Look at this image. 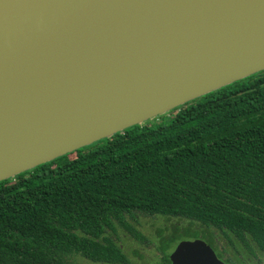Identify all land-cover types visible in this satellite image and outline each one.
I'll return each mask as SVG.
<instances>
[{
    "label": "water",
    "instance_id": "95a60500",
    "mask_svg": "<svg viewBox=\"0 0 264 264\" xmlns=\"http://www.w3.org/2000/svg\"><path fill=\"white\" fill-rule=\"evenodd\" d=\"M262 70L264 0H0V181Z\"/></svg>",
    "mask_w": 264,
    "mask_h": 264
},
{
    "label": "trees",
    "instance_id": "16d2710c",
    "mask_svg": "<svg viewBox=\"0 0 264 264\" xmlns=\"http://www.w3.org/2000/svg\"><path fill=\"white\" fill-rule=\"evenodd\" d=\"M139 214L199 222L227 264H264V70L167 122L0 181V264H66L70 254L128 264L109 232L140 238L130 222Z\"/></svg>",
    "mask_w": 264,
    "mask_h": 264
},
{
    "label": "rangeland",
    "instance_id": "374dc122",
    "mask_svg": "<svg viewBox=\"0 0 264 264\" xmlns=\"http://www.w3.org/2000/svg\"><path fill=\"white\" fill-rule=\"evenodd\" d=\"M196 99L190 100L178 107L165 111L161 114L153 116L144 122L143 124L157 125L162 122H167L171 119L175 113L180 109V107L192 104ZM115 134L101 138L98 141L87 144L77 150L69 152L65 155L59 156L50 162L58 163L67 157L74 158L82 152H88L93 150L107 142H109ZM36 168V167H34ZM34 168L23 171L22 173L33 171ZM18 175V174H17ZM17 175H15L17 177ZM15 176H11L3 181L12 180ZM131 224L137 229L142 236L136 238L131 235L124 227L118 225L116 232H109L111 237L123 248L126 256L128 257V264H167L164 260L163 252L159 247H167L166 252L171 254L182 240H189L195 238V233L202 232L199 236L205 241L210 239L205 235V227L199 222L192 221L187 218L174 217V216H164V215H147L139 214L136 219H130ZM190 229V230H188ZM203 234V235H202ZM173 238L172 241L170 239ZM66 264H117V263H100L92 261L81 255L70 254L66 256Z\"/></svg>",
    "mask_w": 264,
    "mask_h": 264
},
{
    "label": "flooded vegetation",
    "instance_id": "af4514ba",
    "mask_svg": "<svg viewBox=\"0 0 264 264\" xmlns=\"http://www.w3.org/2000/svg\"><path fill=\"white\" fill-rule=\"evenodd\" d=\"M199 238V237H198ZM194 239H196V238H194ZM191 240H193V239H191ZM167 264H171V261H169V262H166Z\"/></svg>",
    "mask_w": 264,
    "mask_h": 264
}]
</instances>
